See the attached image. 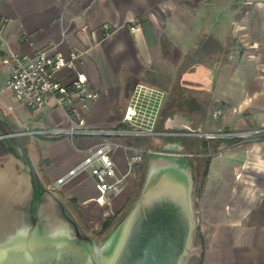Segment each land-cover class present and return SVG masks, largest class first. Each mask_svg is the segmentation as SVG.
<instances>
[{
  "label": "crops",
  "instance_id": "1",
  "mask_svg": "<svg viewBox=\"0 0 264 264\" xmlns=\"http://www.w3.org/2000/svg\"><path fill=\"white\" fill-rule=\"evenodd\" d=\"M134 20L140 29L131 32ZM0 23V163L16 172L31 165L98 235L139 180L144 161L129 158L150 150L135 143L156 136L173 143L164 125H193L189 132L201 135L186 136L184 151L207 157L208 170L201 178L202 161L189 264H264V0H0ZM38 49L81 52L76 68L97 94L83 107L85 125L137 132L108 138L121 145L113 154L117 175H127L121 193L104 202L95 201L87 174L53 187L101 137L52 134L68 124L51 97L29 109L5 88L11 54L30 59ZM55 75L62 85L73 80L65 68ZM129 105L137 115L121 124ZM208 145L214 152L200 154Z\"/></svg>",
  "mask_w": 264,
  "mask_h": 264
},
{
  "label": "water",
  "instance_id": "2",
  "mask_svg": "<svg viewBox=\"0 0 264 264\" xmlns=\"http://www.w3.org/2000/svg\"><path fill=\"white\" fill-rule=\"evenodd\" d=\"M182 130L165 134L201 135L186 131L187 125ZM181 148L167 142L148 152L136 196L101 238L84 231L31 165L16 172L0 163V264H188L197 164Z\"/></svg>",
  "mask_w": 264,
  "mask_h": 264
},
{
  "label": "built area",
  "instance_id": "3",
  "mask_svg": "<svg viewBox=\"0 0 264 264\" xmlns=\"http://www.w3.org/2000/svg\"><path fill=\"white\" fill-rule=\"evenodd\" d=\"M139 29L138 20H134L129 25L131 32ZM1 35L2 24L0 23V39ZM80 56L81 52L77 51H70L67 57H63L60 54L49 55L41 49L36 50L30 59L11 54V63L7 68L9 75L5 88L23 106L29 109L43 107L46 99L51 97L55 106L64 111L68 124L65 129L53 130L52 134L65 135L70 140L77 136L101 137L95 147L84 151L83 158L77 164L56 179L53 187L59 188L72 179L87 174L93 179L99 192V196L95 201L104 202L107 196H116L121 193L127 175V173L117 175L113 154L121 145L110 141L108 138L133 135L137 134V132L84 124L83 107L86 106L87 101L94 100L97 94H90L86 91L87 77L76 68V60ZM63 68L73 72V80L69 85H62L56 78L55 73ZM141 91H143L142 88H139L138 92ZM75 103H79L80 107H77ZM136 115L134 107L129 105L123 113L121 124H132ZM258 133H264V128L258 130ZM144 157L143 154L134 151L129 158V163H142L145 159Z\"/></svg>",
  "mask_w": 264,
  "mask_h": 264
},
{
  "label": "rangeland",
  "instance_id": "4",
  "mask_svg": "<svg viewBox=\"0 0 264 264\" xmlns=\"http://www.w3.org/2000/svg\"><path fill=\"white\" fill-rule=\"evenodd\" d=\"M164 126L162 127V129L166 133L167 132L168 133H176V132L185 131V130H175L174 128H167L166 129ZM194 129L196 130V128L193 125H191L189 127V130H186V131H191L192 132ZM168 136H174V135L172 134V135H168ZM167 142L168 141H165L164 138H162L160 136H156V138H153V139L152 138H148V139L145 138L144 140H140V142H136L135 145L142 147L144 150L145 149H149L150 151H156V150H158L159 147H161L163 144H165ZM168 143H170V142H168ZM212 152H214L213 148L210 147V145H208V146H206L205 149H201L199 153L202 154V155H204V156H208ZM179 153H181V154H189V155L192 156L193 159L196 158V157H194V154H192V153H186L184 151V148L183 149L181 148V151ZM199 153H196V154H199ZM201 158H203V157H201ZM196 164H197V162H196ZM197 181L198 180L196 179L195 186L197 185ZM139 183H140V176H139V180H138L137 184H134V186L130 189V191L128 193V196H127V199H126V201L124 203V206H123L122 211L120 212L118 218L123 214L124 211L127 210V208L132 203L133 197H134L135 193L137 192V188H138ZM193 209H194V212H195V209H196L195 197H193ZM73 216L76 218L77 215L75 213H73ZM79 225L84 229V231L86 233L90 234L91 236H93L95 238H100V237L97 236V234H96L97 230L95 231V228H93V229L92 228H84L80 223H79Z\"/></svg>",
  "mask_w": 264,
  "mask_h": 264
},
{
  "label": "trees",
  "instance_id": "5",
  "mask_svg": "<svg viewBox=\"0 0 264 264\" xmlns=\"http://www.w3.org/2000/svg\"><path fill=\"white\" fill-rule=\"evenodd\" d=\"M168 140L177 141V142L181 143V145L183 146V148L185 150H188V148L191 145L186 136H169ZM194 159L197 162V167H196L197 177H198V171H199V164L203 161V169L199 173L201 178H203L206 175V172L208 170V158L203 157L201 159H199V158H194ZM138 189H139V185H138L137 191H138ZM197 192H198V187L196 186L195 192H194V197H195ZM136 194H137V192L135 193L134 197L136 196ZM134 197H133V199H134ZM117 220H118V218L114 222H111L109 220L105 221L102 224L101 230L99 231L97 236L100 238L105 236L114 227ZM195 238H196V235H195ZM191 259H192V257H191ZM191 259L189 260V262L191 261ZM189 262H188V264H189Z\"/></svg>",
  "mask_w": 264,
  "mask_h": 264
},
{
  "label": "bare ground",
  "instance_id": "6",
  "mask_svg": "<svg viewBox=\"0 0 264 264\" xmlns=\"http://www.w3.org/2000/svg\"><path fill=\"white\" fill-rule=\"evenodd\" d=\"M6 166H7V168H8V166H10L9 163H7ZM7 168H6V170H7V172H8V169H7ZM23 177H24V175H23ZM2 179H4V175H3V174H0V181H1Z\"/></svg>",
  "mask_w": 264,
  "mask_h": 264
},
{
  "label": "flooded vegetation",
  "instance_id": "7",
  "mask_svg": "<svg viewBox=\"0 0 264 264\" xmlns=\"http://www.w3.org/2000/svg\"><path fill=\"white\" fill-rule=\"evenodd\" d=\"M165 136H168V135H165Z\"/></svg>",
  "mask_w": 264,
  "mask_h": 264
}]
</instances>
